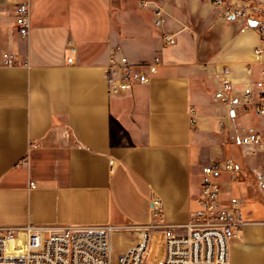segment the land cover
Returning <instances> with one entry per match:
<instances>
[{
	"label": "crops",
	"instance_id": "1",
	"mask_svg": "<svg viewBox=\"0 0 264 264\" xmlns=\"http://www.w3.org/2000/svg\"><path fill=\"white\" fill-rule=\"evenodd\" d=\"M223 1L28 0L23 38L14 17L23 0H0L1 50L19 61L0 60V229L113 226L120 254L152 222L153 198L164 204L163 224L189 222L203 168L229 159L238 171L218 179L221 200L239 199L244 223L229 264H264L255 180L263 152L238 141L247 126L264 138V116L214 100L224 68L239 92L261 78L259 28L229 6L256 9V22L264 0ZM117 50L134 64L159 58L157 73L111 95L107 68Z\"/></svg>",
	"mask_w": 264,
	"mask_h": 264
},
{
	"label": "built area",
	"instance_id": "2",
	"mask_svg": "<svg viewBox=\"0 0 264 264\" xmlns=\"http://www.w3.org/2000/svg\"><path fill=\"white\" fill-rule=\"evenodd\" d=\"M223 6V0H216ZM229 14L235 19L252 21L256 9L247 6L230 5ZM160 11L157 12V15ZM15 25L19 35L27 37L30 30V7L23 0L14 10ZM157 19L156 24H160ZM261 44L255 55L264 54V19L257 20ZM168 46L176 44L175 35L164 34ZM0 60L6 66L19 64L18 57L2 52ZM72 63V59L68 60ZM160 59L151 63L134 64L128 58L114 51L107 68L108 87L111 95L129 92L135 84H147L157 73ZM261 78L247 82L240 92L230 79V70L221 72L220 85L214 100L231 109L240 106L251 110L256 116H264V61ZM239 143L245 148L263 152L264 138L252 126L242 129ZM35 146V144H33ZM232 160L213 163L203 168V188L200 195V208L189 222L183 225L163 224L164 204L159 198L152 199V222L143 227L139 242L125 252L117 254L111 241L113 226L65 225L58 228H42L32 225L0 229V264H143L151 236L156 230L164 234L165 258L161 264H229L230 242L237 237L243 226L241 220L242 203L232 198L228 204L222 203V190L218 179L224 172L236 173ZM256 185L264 197V164L255 174ZM34 187V184H32Z\"/></svg>",
	"mask_w": 264,
	"mask_h": 264
},
{
	"label": "rangeland",
	"instance_id": "3",
	"mask_svg": "<svg viewBox=\"0 0 264 264\" xmlns=\"http://www.w3.org/2000/svg\"><path fill=\"white\" fill-rule=\"evenodd\" d=\"M124 234L125 237H128L127 233L124 232ZM111 241L112 244L115 247H117L119 242H122V238H118L115 236L112 239V235H111ZM164 258H165L164 234L162 231L156 230L151 236L150 244L146 251L143 264H161Z\"/></svg>",
	"mask_w": 264,
	"mask_h": 264
},
{
	"label": "water",
	"instance_id": "4",
	"mask_svg": "<svg viewBox=\"0 0 264 264\" xmlns=\"http://www.w3.org/2000/svg\"><path fill=\"white\" fill-rule=\"evenodd\" d=\"M249 24H250L251 26H256V25H257V23H256L255 21H249Z\"/></svg>",
	"mask_w": 264,
	"mask_h": 264
}]
</instances>
